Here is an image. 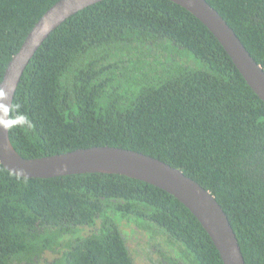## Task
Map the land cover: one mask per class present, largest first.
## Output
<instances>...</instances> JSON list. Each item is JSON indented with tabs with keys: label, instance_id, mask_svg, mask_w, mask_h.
Returning <instances> with one entry per match:
<instances>
[{
	"label": "trees",
	"instance_id": "trees-1",
	"mask_svg": "<svg viewBox=\"0 0 264 264\" xmlns=\"http://www.w3.org/2000/svg\"><path fill=\"white\" fill-rule=\"evenodd\" d=\"M59 0H0V83ZM264 68V0H206ZM23 116L26 122L17 118ZM10 140L24 158L110 146L181 170L210 191L246 264H264V102L214 35L168 0H106L54 30L14 98ZM223 264L175 197L123 175L27 179L0 163V264Z\"/></svg>",
	"mask_w": 264,
	"mask_h": 264
},
{
	"label": "water",
	"instance_id": "water-1",
	"mask_svg": "<svg viewBox=\"0 0 264 264\" xmlns=\"http://www.w3.org/2000/svg\"><path fill=\"white\" fill-rule=\"evenodd\" d=\"M106 0H59L34 25L9 62L0 83V163L14 175L27 179H51L101 173L123 175L157 187L183 204L212 239L223 264H246L228 215L214 195L181 170L155 157L110 146L24 158L9 134L16 91L29 63L51 33L80 11ZM191 13L218 40L248 86L264 102V68L247 50L234 29L206 0H168Z\"/></svg>",
	"mask_w": 264,
	"mask_h": 264
},
{
	"label": "rangeland",
	"instance_id": "rangeland-1",
	"mask_svg": "<svg viewBox=\"0 0 264 264\" xmlns=\"http://www.w3.org/2000/svg\"><path fill=\"white\" fill-rule=\"evenodd\" d=\"M127 242L129 247L134 251L133 258L135 264H151L148 260V257L145 256L143 249H145V238L143 235H129L127 237ZM59 258L58 255L53 253H47L44 256V260L38 262L37 264H52L56 258Z\"/></svg>",
	"mask_w": 264,
	"mask_h": 264
},
{
	"label": "clouds",
	"instance_id": "clouds-1",
	"mask_svg": "<svg viewBox=\"0 0 264 264\" xmlns=\"http://www.w3.org/2000/svg\"><path fill=\"white\" fill-rule=\"evenodd\" d=\"M0 97H3V93H0ZM17 119H18L21 123L27 121V118H26V117H23V116H19Z\"/></svg>",
	"mask_w": 264,
	"mask_h": 264
}]
</instances>
